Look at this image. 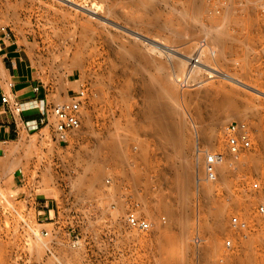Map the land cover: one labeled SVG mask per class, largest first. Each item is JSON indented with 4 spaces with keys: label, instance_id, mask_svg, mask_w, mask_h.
<instances>
[{
    "label": "rangeland",
    "instance_id": "rangeland-1",
    "mask_svg": "<svg viewBox=\"0 0 264 264\" xmlns=\"http://www.w3.org/2000/svg\"><path fill=\"white\" fill-rule=\"evenodd\" d=\"M263 3L0 0V24L32 38L50 88L74 72L85 93L67 143L43 124L0 158V264H217L234 178L264 181ZM152 102L166 114H150ZM231 120L249 124L254 149L206 182L205 155L226 150ZM132 209L149 230L126 223Z\"/></svg>",
    "mask_w": 264,
    "mask_h": 264
},
{
    "label": "built area",
    "instance_id": "built-area-1",
    "mask_svg": "<svg viewBox=\"0 0 264 264\" xmlns=\"http://www.w3.org/2000/svg\"><path fill=\"white\" fill-rule=\"evenodd\" d=\"M264 5V3H263ZM264 19V8L261 9ZM0 31L8 34L5 25L0 24ZM200 43L199 51L206 49ZM198 51V52H199ZM198 52L188 56L187 72L197 67L199 63ZM84 89L78 86L62 101L51 105L50 113L53 121L46 120V126L53 131L60 144L67 143L73 131L80 128V111L84 103ZM5 102L6 97L2 96ZM16 110L19 107L15 106ZM47 111V108H46ZM224 135L226 150L214 149L206 153L204 161V173L206 179L217 180L216 166L226 159L228 167L232 170L242 163L249 151L254 149L252 143V130L248 123L240 120H231L221 126ZM227 154V155H226ZM238 181V183H236ZM236 188L234 207L228 212L227 234L223 237L220 249L216 252L217 264H264V181L259 178L236 177L233 180ZM126 223L132 228L141 231L149 230L152 226L148 218L141 217L136 210L126 213ZM162 220L164 217L162 216ZM164 222V221H163ZM244 241H250L248 258L243 262L234 259V256L242 254ZM72 244H76L73 240Z\"/></svg>",
    "mask_w": 264,
    "mask_h": 264
},
{
    "label": "crops",
    "instance_id": "crops-1",
    "mask_svg": "<svg viewBox=\"0 0 264 264\" xmlns=\"http://www.w3.org/2000/svg\"><path fill=\"white\" fill-rule=\"evenodd\" d=\"M32 38L15 31H0V158L12 159L16 143L25 133L53 120L51 105L79 86L74 72L67 75L64 90H52L39 73L32 55ZM5 96L6 101H1ZM19 110L15 109V106ZM47 108V111H46ZM19 178L12 174V181Z\"/></svg>",
    "mask_w": 264,
    "mask_h": 264
},
{
    "label": "bare ground",
    "instance_id": "bare-ground-1",
    "mask_svg": "<svg viewBox=\"0 0 264 264\" xmlns=\"http://www.w3.org/2000/svg\"><path fill=\"white\" fill-rule=\"evenodd\" d=\"M195 8L194 7H192L191 8V13H192V15H193V13H196L195 12V10H194ZM196 15H194V17H195ZM192 18H193V16H192ZM194 20H195V18H194ZM131 31V30H130ZM137 40V39H136ZM136 43V42H135ZM132 44V43H131ZM135 46H137L136 44H135ZM160 48V47H159ZM137 49V47L136 48H134V46H129V47H124V49L123 50H125L124 52L126 53V54H130V57L132 58V57H137V59H138V57H141L142 55H143V53H142V55H141V53H140V49L137 51L136 50ZM136 50V51H135ZM159 50V49H158ZM157 50V51H158ZM160 51V50H159ZM138 52V53H137ZM142 52V51H141ZM122 53H123V51H122ZM161 53V52H160ZM171 53V52H170ZM124 54V53H123ZM140 54V55H139ZM131 55H133V56H131ZM126 56V55H125ZM149 56H150V54H149ZM126 57H129V56H126ZM143 58L144 57H142V62H143ZM139 60V59H138ZM146 60V59H145ZM175 60V59H174ZM140 61V60H139ZM147 61H149V60H147ZM187 62H188V60H187ZM153 63V62H152ZM177 63V62H176ZM144 64V63H143ZM187 64V63H186ZM141 65V64H140ZM163 67V66H162ZM186 68H187V65H186ZM188 70V69H187ZM151 92V91H150ZM149 92V93H150ZM151 94V93H150ZM153 96V95H152ZM149 97L150 99H153V97ZM170 96V95H169ZM157 100V99H156ZM150 106H149V113L150 114H152V115H161V114H164V112H165V114H166V111H167V109L166 108H164V106H165V104H164V106H162L161 107V105L162 104H160L159 105V102L157 103V102H152V103H150L149 104ZM175 110V109H174ZM147 112V111H146ZM154 119H155V117H154ZM220 119H221V117H218L217 119H216V122H219L220 121ZM158 125V127L160 128V130L161 131H164V129H165V124L164 123H160V121H159V124H157ZM167 125V124H166ZM223 125H225V123H223L222 124V126ZM156 126V125H155ZM117 127V126H116ZM157 127V126H156ZM155 127V128H156ZM157 132V131H156ZM165 132V131H164ZM160 133V132H159ZM164 134H166V133H164ZM167 136V135H166ZM163 137V136H162ZM164 138V137H163ZM210 138H214V137H212V136H210ZM120 141H121V139H119ZM118 140L116 139V142H117ZM119 142V141H118ZM115 146V145H114ZM118 146H119V144H118ZM115 148V147H114ZM121 150V149H120ZM7 160V159H6ZM11 161V160H10ZM15 161V160H14ZM14 161H11L10 163L11 164H13L12 162H14ZM205 161V160H204ZM7 162H9V161H7ZM10 167L12 168V167H14V164L13 165H10ZM9 167V168H10ZM10 168V169H11ZM203 168H204V166H203ZM204 170V169H203ZM217 172V171H216ZM130 174V173H129ZM206 182H212V180H209V179H206L205 180ZM80 182V181H79ZM122 208V207H121ZM123 210V209H122ZM230 211V209L227 211V212H229ZM117 212V211H116ZM228 214V213H227ZM228 218V217H227ZM217 238V237H216ZM216 240V239H215ZM216 242V241H215ZM217 247H218V245H217ZM249 249H250V241H244L243 242V247H242V255H235L234 256V259H236V262L237 261H240V262H243L244 261V259H245V255H247V258H248V253H249ZM167 256H165L164 257V259H169V253H167L166 254ZM246 258V259H247Z\"/></svg>",
    "mask_w": 264,
    "mask_h": 264
}]
</instances>
